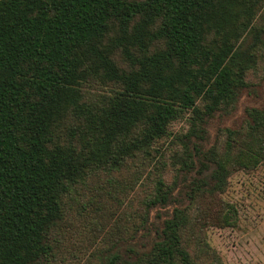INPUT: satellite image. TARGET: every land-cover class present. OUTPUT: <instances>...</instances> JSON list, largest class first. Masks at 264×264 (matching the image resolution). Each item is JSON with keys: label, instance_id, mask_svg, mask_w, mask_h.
<instances>
[{"label": "trees", "instance_id": "obj_1", "mask_svg": "<svg viewBox=\"0 0 264 264\" xmlns=\"http://www.w3.org/2000/svg\"><path fill=\"white\" fill-rule=\"evenodd\" d=\"M263 4L0 0V264H47L70 187L149 153L187 112L173 181L157 182L141 227L99 264H200L186 243L207 217L205 198L224 190L232 170L264 161V79L247 78L264 52L254 24ZM114 27L128 70L102 48ZM132 36L137 54L126 43ZM92 58L119 88L87 105L80 88ZM71 115L79 121L68 131L80 146L76 137L64 145L57 134ZM221 131L228 134L223 147L214 136Z\"/></svg>", "mask_w": 264, "mask_h": 264}, {"label": "rangeland", "instance_id": "obj_2", "mask_svg": "<svg viewBox=\"0 0 264 264\" xmlns=\"http://www.w3.org/2000/svg\"><path fill=\"white\" fill-rule=\"evenodd\" d=\"M254 20L264 39V4L255 10ZM121 36L114 27L102 48L119 69L128 70ZM138 42L133 36L126 42L133 54L138 53ZM258 55V65L247 74L255 84L264 79L263 50ZM92 62L84 67L86 80L80 88L87 105L119 88L98 60L92 58ZM243 106L241 102L239 114ZM190 117L187 112L174 121L149 153H136L120 169L96 170L70 187L62 197V221L50 235L52 253L47 264H99L103 252L138 231L146 215L145 202L157 182L170 185L173 181L175 158L181 152L178 138L188 130ZM78 121L71 115L57 130L64 145L76 141L77 133L72 135L68 129ZM214 136L220 147L228 140L224 131ZM75 145L80 146V138ZM200 210L207 217L194 224L186 243L194 259L200 264H264V161L253 169L232 170L224 190L205 198ZM194 212L199 215L197 209Z\"/></svg>", "mask_w": 264, "mask_h": 264}]
</instances>
